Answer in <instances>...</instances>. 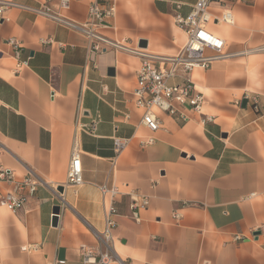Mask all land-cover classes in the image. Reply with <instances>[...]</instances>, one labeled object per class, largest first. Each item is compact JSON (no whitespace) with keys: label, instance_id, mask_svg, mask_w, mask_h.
Wrapping results in <instances>:
<instances>
[{"label":"crops","instance_id":"crops-1","mask_svg":"<svg viewBox=\"0 0 264 264\" xmlns=\"http://www.w3.org/2000/svg\"><path fill=\"white\" fill-rule=\"evenodd\" d=\"M0 1L31 9L45 4ZM199 1L71 0L62 8L53 0L47 7L83 25L92 3L115 2L113 27L101 29L103 36L138 48L146 41L140 49L174 56L187 41L175 17H188ZM232 7L234 24L213 23L209 30L234 56L191 74L205 97L202 114L186 110L190 120L182 123L155 111L162 129L151 145H145L152 133L140 125L144 111L133 96L140 58L111 49L90 56L80 31L18 7L4 12L0 171L12 172L15 182L31 173L39 185L24 209L0 206V264H100L113 201L102 187L121 193L114 199L113 238L122 254L115 250L111 264H264V52L242 54L264 44V0ZM247 95L259 96L260 113L252 101L242 107ZM96 119V136L79 132ZM116 138L128 141L120 152ZM75 140L83 152L79 187L67 182ZM134 196L149 199L138 222L130 210ZM82 247L95 252L96 263L85 262Z\"/></svg>","mask_w":264,"mask_h":264},{"label":"built area","instance_id":"built-area-1","mask_svg":"<svg viewBox=\"0 0 264 264\" xmlns=\"http://www.w3.org/2000/svg\"><path fill=\"white\" fill-rule=\"evenodd\" d=\"M52 1L45 0V4L39 9H31L10 2L0 1V21L7 9L18 7L55 20L83 33L90 42V56L101 54L107 51V49H111L140 58L141 66L138 72L137 88L133 96L135 106L144 111L140 125L152 133L145 145H151L155 141L153 134L162 129V120L155 111L165 113L182 123L190 120L186 114V110L202 114L205 97L202 93L197 92L196 86L191 79L192 72L196 69L207 70L215 61L234 56L226 52V41L212 33L209 30V26L213 23L233 25L235 14L232 5L247 0H200L188 17L176 16L175 23L183 30L187 41L180 52L174 56L149 53L138 47H132L124 41H112L103 36L101 29L113 27L111 21L114 19L117 11L115 2L106 5L100 2L92 3L89 21L83 25H78L51 12L47 5ZM70 1L59 0V4L62 8H68ZM213 7H217L219 13L214 14L212 12ZM12 44L16 45L17 43ZM208 51L211 53H208ZM255 52H264V44L251 48L242 54ZM22 65L23 63L19 62L16 71H19ZM176 78H181L183 82L171 85L170 82ZM245 99L248 102L252 101L257 113L261 112L258 95L252 97L247 95ZM128 117V114L125 115V118ZM99 121L100 119H96L89 125L78 126V130L80 133L96 136ZM206 121V119L203 120V123ZM127 143V140L116 138L115 147L117 151L120 152ZM82 154L80 142L79 140H75L67 173V182L73 187H79L84 183ZM2 183L12 186L11 190H3L1 187ZM38 185V180L31 173L23 180L15 182L12 172L0 171V206L6 207L11 212L24 209L36 192ZM102 192L109 193L113 201L106 213L105 227L100 237L106 250L101 251L99 249V262L100 264H111L116 256L113 231L117 227L116 217L118 215L114 199L121 193L116 187H102ZM131 199L130 210L133 218L138 222L140 221L139 212L148 207L149 199L141 196H134ZM176 218L180 219L181 216L176 214ZM236 238L238 239L239 237ZM82 252L86 263H96L97 257L92 249L82 247ZM56 264H61V262H57Z\"/></svg>","mask_w":264,"mask_h":264},{"label":"water","instance_id":"water-1","mask_svg":"<svg viewBox=\"0 0 264 264\" xmlns=\"http://www.w3.org/2000/svg\"><path fill=\"white\" fill-rule=\"evenodd\" d=\"M147 47V42L146 41H140V48H146ZM114 72V71H112ZM248 104V101L246 99L243 100L242 102V107L246 108ZM59 192L63 191V188L60 187L58 189ZM54 217H53V225L56 227L58 225V220H59V215H60V207H55L54 210Z\"/></svg>","mask_w":264,"mask_h":264},{"label":"bare ground","instance_id":"bare-ground-1","mask_svg":"<svg viewBox=\"0 0 264 264\" xmlns=\"http://www.w3.org/2000/svg\"><path fill=\"white\" fill-rule=\"evenodd\" d=\"M149 52H153V53H155V54H157V55H165V53L164 52H162V51H160V50H158V49H150V50H148ZM115 250L117 251V253H120V254H122V250H121V247H120V245H117V247L115 248Z\"/></svg>","mask_w":264,"mask_h":264}]
</instances>
